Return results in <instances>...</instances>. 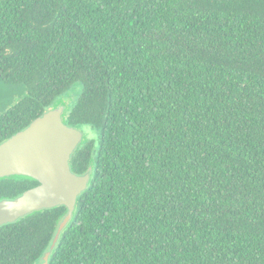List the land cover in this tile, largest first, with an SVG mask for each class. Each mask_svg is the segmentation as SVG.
<instances>
[{
    "label": "trees",
    "instance_id": "trees-1",
    "mask_svg": "<svg viewBox=\"0 0 264 264\" xmlns=\"http://www.w3.org/2000/svg\"><path fill=\"white\" fill-rule=\"evenodd\" d=\"M74 85L98 136L49 264H264V0H0V142ZM65 212L1 225L0 264H42Z\"/></svg>",
    "mask_w": 264,
    "mask_h": 264
},
{
    "label": "water",
    "instance_id": "water-1",
    "mask_svg": "<svg viewBox=\"0 0 264 264\" xmlns=\"http://www.w3.org/2000/svg\"><path fill=\"white\" fill-rule=\"evenodd\" d=\"M65 106L58 104L35 117L23 129L0 142V178L20 175L37 184L14 198H0V226L36 210L63 205L66 212L43 253L49 257L60 234L72 218L78 196L89 184L90 171L76 174L70 159L83 140V131L63 120Z\"/></svg>",
    "mask_w": 264,
    "mask_h": 264
},
{
    "label": "rangeland",
    "instance_id": "rangeland-1",
    "mask_svg": "<svg viewBox=\"0 0 264 264\" xmlns=\"http://www.w3.org/2000/svg\"><path fill=\"white\" fill-rule=\"evenodd\" d=\"M76 84V83H75ZM80 91V86L79 85H74L71 87L69 90L64 92L61 96L57 98L53 102V105L56 106L59 104H63L65 108L69 109L75 102L78 94ZM80 129L83 131V137L84 141H87L89 139H97V131L90 125V124H81Z\"/></svg>",
    "mask_w": 264,
    "mask_h": 264
}]
</instances>
